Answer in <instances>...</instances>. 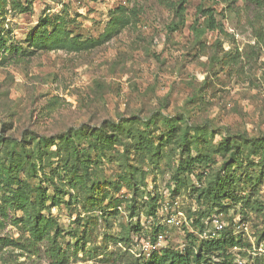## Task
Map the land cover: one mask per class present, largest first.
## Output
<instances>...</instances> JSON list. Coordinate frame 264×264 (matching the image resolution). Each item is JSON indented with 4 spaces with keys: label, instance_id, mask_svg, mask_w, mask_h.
I'll list each match as a JSON object with an SVG mask.
<instances>
[{
    "label": "rangeland",
    "instance_id": "obj_1",
    "mask_svg": "<svg viewBox=\"0 0 264 264\" xmlns=\"http://www.w3.org/2000/svg\"><path fill=\"white\" fill-rule=\"evenodd\" d=\"M179 1L0 0V264H140L129 223L169 184L180 225L155 261L194 254L216 215L264 264V0H185L181 21Z\"/></svg>",
    "mask_w": 264,
    "mask_h": 264
},
{
    "label": "trees",
    "instance_id": "obj_2",
    "mask_svg": "<svg viewBox=\"0 0 264 264\" xmlns=\"http://www.w3.org/2000/svg\"><path fill=\"white\" fill-rule=\"evenodd\" d=\"M185 0H180L179 3L175 5H169L170 7H174V11L177 17H179V21H181V17L183 15V4ZM204 14V13H203ZM205 15V14H204ZM172 26L169 27V30L176 29L178 27V23L174 22L171 24ZM73 44V42H69L66 39L59 36L58 33H50L46 34V32L43 33V37L41 40V43H37L36 45H46L51 48H58L63 47L65 45ZM84 44V43H82ZM81 44V45H82ZM0 137H2L0 135ZM40 141H48V140H61L65 143H71L73 142V139L70 135L66 133H56L54 136H39L37 137ZM76 156V155H75ZM171 184L168 185L170 187ZM1 210V209H0ZM155 210L153 209L150 213L144 215V217L151 216L155 218ZM212 216V215H210ZM216 216V215H213ZM212 216V217H213ZM211 217V218H212ZM31 235L38 239V238H46L49 241V251L51 256L55 260L59 258L57 262H63V259L60 255V247L57 243V237L59 236L60 228L54 218L51 216L43 217L41 215H37L34 217V220L29 227ZM52 231V235L50 233ZM158 231H161V227H149L146 228L144 225L140 223H129V235L131 239H133L134 236L137 237V240L140 237H149L150 239L153 238L154 234ZM134 235V236H133ZM226 233H224V227L220 231L219 235L217 237H213L212 239L203 241L201 243V247L197 249V251L192 254L189 250L186 249L184 245L181 246V248H176L173 251H169L168 253H164L159 261H155L157 256H159L161 253V249L158 252H153L149 258H142L141 256H138L137 259L141 260L140 264H237L236 258L239 257L242 259V263L244 264V259L242 256L239 255V252L235 249L236 247H239L237 244L239 241H234L232 238H226ZM135 242V241H134ZM136 243V242H135ZM166 247V246H164ZM204 251L206 252H216V255L218 256V259L216 260H210L204 258L203 254ZM160 253V254H159ZM241 263V264H242ZM134 264H139L138 262H135Z\"/></svg>",
    "mask_w": 264,
    "mask_h": 264
},
{
    "label": "built area",
    "instance_id": "obj_3",
    "mask_svg": "<svg viewBox=\"0 0 264 264\" xmlns=\"http://www.w3.org/2000/svg\"><path fill=\"white\" fill-rule=\"evenodd\" d=\"M168 192H169V187H166L165 191L161 194V198L159 200V203H161V207L163 208L162 210H164V213H162L161 209L156 208L155 214H154L156 215L155 218L151 216L143 217L141 219V224L144 225V227L149 228L152 226L162 227L163 225H170V226L180 225V221L178 220V218L173 215H181V212L176 211L175 213H169L167 210L168 205L170 207L169 201L165 198V195ZM166 215H169V216H166ZM210 223H211L210 236L217 237L220 231L223 229L224 223L218 216H213L210 219ZM135 239H136L135 242L139 243V249H140L139 252L137 253V256H141L142 258H149V256L153 252H158L161 248L165 246V243H164L165 238H164V234L162 231H158L157 233H155L152 239H150L148 236L140 237L138 240L136 237ZM236 262L238 264H241L243 261L241 258L237 257Z\"/></svg>",
    "mask_w": 264,
    "mask_h": 264
}]
</instances>
